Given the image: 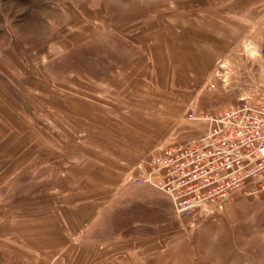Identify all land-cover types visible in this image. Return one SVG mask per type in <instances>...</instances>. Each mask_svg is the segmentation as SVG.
<instances>
[{
    "label": "rangeland",
    "instance_id": "374dc122",
    "mask_svg": "<svg viewBox=\"0 0 264 264\" xmlns=\"http://www.w3.org/2000/svg\"><path fill=\"white\" fill-rule=\"evenodd\" d=\"M225 1L0 0V264H46V247L65 246L50 249L55 258L81 241L91 264L92 240L113 238L122 209L131 204V224L144 218L145 191L131 178L187 135L188 113L256 90L254 40L232 50L241 69L230 86H169L177 16L218 25ZM218 67L217 79L223 61ZM93 198L107 203L102 218L76 237L67 219ZM175 215L160 264H218V251L233 244L244 263L264 264V194L193 221Z\"/></svg>",
    "mask_w": 264,
    "mask_h": 264
},
{
    "label": "crops",
    "instance_id": "0c3cea01",
    "mask_svg": "<svg viewBox=\"0 0 264 264\" xmlns=\"http://www.w3.org/2000/svg\"><path fill=\"white\" fill-rule=\"evenodd\" d=\"M224 6L225 8L221 12L218 25H212L211 22L195 24L189 18L186 19V15L177 16V21L172 25L173 29L171 31V45L172 48H176L173 54L175 56H172L171 60L173 64L177 65V70L175 71L174 68L172 69L173 73L171 72L172 78L169 85L171 88L203 87L211 79L223 82L224 87L230 86L232 82H237V71H240L241 68H236L240 64L235 62L233 57H231L235 56L231 52L233 49H236L235 46H241L243 41L251 40L256 42L254 44L250 43V46L255 49L254 53L256 54V58H258L255 59L250 54L251 59L249 63L256 61L257 64L255 78L252 83L254 85L257 84L254 86L256 90L260 86L264 87V55L260 54L261 40L264 36V0H227L224 2ZM222 61L225 64V68L223 69L225 74H220V77L217 79V72L220 71L218 64ZM232 104L233 101L228 100L209 109L194 112H215ZM187 130H183V133ZM123 180L120 179L119 183ZM117 181L112 179L110 183H117ZM132 185L136 187V185ZM137 187L145 191L142 198L143 201H140L142 204L140 210H144V218L142 220H135L134 224H131L130 221L124 219L125 214L128 213L129 215V211H131V204L128 206V209H122L120 211L122 213L121 218L119 219L118 214L116 215L118 225L111 227V230L114 232L112 233L113 238L107 242L92 240L90 244L91 256L87 262L91 264L161 263L160 256L163 255L164 247L168 243L167 238L171 237V235H167L166 238H163V233H171L176 229V223L173 225V222L177 220L174 207L170 199L159 191L148 186L137 185ZM116 195H118V192L112 194L113 198ZM97 199L93 198L89 200L84 215L76 217L77 219L71 217L67 219L73 230L78 231L76 237L81 236L84 228L87 231L94 222L102 218L104 206L107 203L100 202ZM238 199L244 198L237 197L233 201ZM51 226L55 228V224L51 223ZM65 227L67 226L61 227V229ZM108 230L111 231L110 228ZM135 230H142L144 235L133 236L130 232ZM47 236L51 239L58 238V240H61V234L57 231H49L46 234ZM136 241L137 243H135ZM84 246L87 245H84L83 241L76 243L73 254L68 255V252L65 250L64 253L57 255L55 258H52L54 256H50V249H63L65 246L59 242V245H56L55 248L46 247V255L49 254V256H46V264H83L86 262V260H83L84 256H86L82 250ZM237 248L236 244L222 247L218 251V264H252L247 263L250 262L249 260L244 263L241 260L242 258L239 259L237 257ZM47 249H49V252ZM233 249L235 250L234 262L228 258L232 254ZM226 253H228V257ZM240 253L243 252L241 251ZM209 255L208 251L206 257ZM224 257L226 260L229 259L228 261L230 262L227 263Z\"/></svg>",
    "mask_w": 264,
    "mask_h": 264
},
{
    "label": "built area",
    "instance_id": "2783aa9c",
    "mask_svg": "<svg viewBox=\"0 0 264 264\" xmlns=\"http://www.w3.org/2000/svg\"><path fill=\"white\" fill-rule=\"evenodd\" d=\"M260 54L264 55V36ZM182 139L147 159L131 181L168 197L181 218L220 212L264 194V94L247 93L215 112H190Z\"/></svg>",
    "mask_w": 264,
    "mask_h": 264
},
{
    "label": "bare ground",
    "instance_id": "6f19581e",
    "mask_svg": "<svg viewBox=\"0 0 264 264\" xmlns=\"http://www.w3.org/2000/svg\"><path fill=\"white\" fill-rule=\"evenodd\" d=\"M182 219H187V218H182Z\"/></svg>",
    "mask_w": 264,
    "mask_h": 264
}]
</instances>
